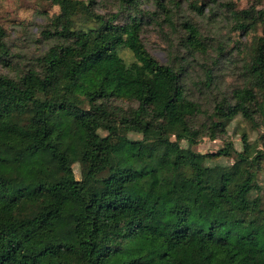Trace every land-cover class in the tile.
Listing matches in <instances>:
<instances>
[{
  "label": "trees",
  "instance_id": "obj_1",
  "mask_svg": "<svg viewBox=\"0 0 264 264\" xmlns=\"http://www.w3.org/2000/svg\"><path fill=\"white\" fill-rule=\"evenodd\" d=\"M20 7L0 21V264H264V0ZM160 16L164 64L142 39ZM31 26L43 50L13 52Z\"/></svg>",
  "mask_w": 264,
  "mask_h": 264
},
{
  "label": "rangeland",
  "instance_id": "obj_2",
  "mask_svg": "<svg viewBox=\"0 0 264 264\" xmlns=\"http://www.w3.org/2000/svg\"><path fill=\"white\" fill-rule=\"evenodd\" d=\"M19 5L17 6L14 2H18L17 0H8V1H2L0 3V21H2V18L6 17L7 13L15 16L16 14L19 16H22L21 12V5L27 6V9L32 8L33 4L35 3V0H20ZM99 1V0H97ZM104 1V0H100ZM107 1V0H105ZM221 2H235L240 7H246V5L250 2V0H220ZM104 4V3H103ZM170 8V6L168 5ZM184 8V7H182ZM27 9H25V12H27ZM112 7H110V10ZM145 9L149 12L153 13L156 12V10L153 8V6H145ZM5 11H7L5 13ZM99 12L104 13L105 11L103 9L99 10ZM207 10L205 11V13ZM28 13V12H27ZM33 14V13H32ZM177 14V15H176ZM173 17V20H178V24L180 26L181 23H183L186 19V17H195V13L192 10L184 8L183 11L180 13H176ZM180 16V17H179ZM23 17V16H22ZM196 18V17H195ZM163 16H160V23L162 28L155 27L154 25H150L147 28V31L145 34H143L142 39L143 43L147 49V51L151 54L152 57H154L158 62L161 64L166 63L167 61V54H168V44L173 42V36L174 32L171 28L168 27L167 23L162 22ZM32 24L41 25L43 23V20L37 16L34 15L29 19ZM157 20V19H156ZM198 21V19H196ZM208 21V20H206ZM205 29H207L208 24H204ZM179 28V27H177ZM219 28L221 29V25H218V30L216 32H219ZM209 30V29H207ZM210 31V30H209ZM212 35V34H210ZM39 38L38 35V29L37 26H31L29 27V31L27 32V35L21 34L20 32H11L10 34V45L12 46L13 52H25L28 54L34 53L37 49L40 48V50H43L44 46L42 44H36L35 41ZM176 42V41H175ZM122 56L126 59L129 58V54L127 52H121ZM219 68L220 72L224 73L226 76V82L227 83H234L236 80L235 75H233L234 68L228 67L225 63L224 57L219 58ZM0 71H3V68L0 66ZM197 73V69L195 71ZM217 74V73H215ZM225 86V82H224ZM243 124L240 125L242 127ZM137 137V136H136ZM135 137V138H136ZM225 141H232L235 143L236 147L239 148V134L235 131V128L232 126L228 130L227 137L224 138ZM182 146H186L185 143H182ZM223 146V140L217 139L215 141H211L206 139H202L199 142L195 143V145L192 147V150L198 153H206V152H213L218 149H220ZM79 155L76 152H73L71 156V161L73 163V171L76 179H80V170L79 165L76 164V161L78 159ZM223 163H228L227 160H223ZM263 185H264V175L261 176Z\"/></svg>",
  "mask_w": 264,
  "mask_h": 264
}]
</instances>
